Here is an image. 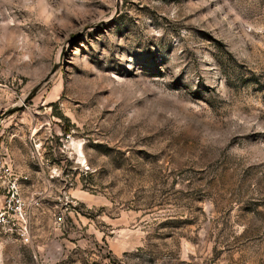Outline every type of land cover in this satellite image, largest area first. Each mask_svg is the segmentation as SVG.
Wrapping results in <instances>:
<instances>
[{
    "label": "rangeland",
    "instance_id": "374dc122",
    "mask_svg": "<svg viewBox=\"0 0 264 264\" xmlns=\"http://www.w3.org/2000/svg\"><path fill=\"white\" fill-rule=\"evenodd\" d=\"M10 108L0 264H264V0H0Z\"/></svg>",
    "mask_w": 264,
    "mask_h": 264
},
{
    "label": "built area",
    "instance_id": "2783aa9c",
    "mask_svg": "<svg viewBox=\"0 0 264 264\" xmlns=\"http://www.w3.org/2000/svg\"><path fill=\"white\" fill-rule=\"evenodd\" d=\"M20 179L26 177L14 172L10 154L0 144V233L27 244L30 242L28 205L20 195Z\"/></svg>",
    "mask_w": 264,
    "mask_h": 264
},
{
    "label": "water",
    "instance_id": "95a60500",
    "mask_svg": "<svg viewBox=\"0 0 264 264\" xmlns=\"http://www.w3.org/2000/svg\"><path fill=\"white\" fill-rule=\"evenodd\" d=\"M11 110H13V109H12V108H10V109H8V110H6V111L2 112V114H0V116H3L5 113H7V112H9V111H11Z\"/></svg>",
    "mask_w": 264,
    "mask_h": 264
},
{
    "label": "bare ground",
    "instance_id": "6f19581e",
    "mask_svg": "<svg viewBox=\"0 0 264 264\" xmlns=\"http://www.w3.org/2000/svg\"><path fill=\"white\" fill-rule=\"evenodd\" d=\"M78 145H79V151H78V153H79L80 156H82V153H81V150H80V143Z\"/></svg>",
    "mask_w": 264,
    "mask_h": 264
}]
</instances>
